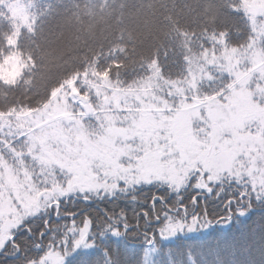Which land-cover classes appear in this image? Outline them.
I'll use <instances>...</instances> for the list:
<instances>
[{
    "label": "snow or ice",
    "instance_id": "1",
    "mask_svg": "<svg viewBox=\"0 0 264 264\" xmlns=\"http://www.w3.org/2000/svg\"><path fill=\"white\" fill-rule=\"evenodd\" d=\"M7 64L11 87L21 58ZM76 84L51 93L39 134L26 127L33 109L0 110L39 166L21 178L0 165V264H264V162L235 163L215 128L201 144L182 115L100 93L93 105Z\"/></svg>",
    "mask_w": 264,
    "mask_h": 264
},
{
    "label": "trees",
    "instance_id": "2",
    "mask_svg": "<svg viewBox=\"0 0 264 264\" xmlns=\"http://www.w3.org/2000/svg\"><path fill=\"white\" fill-rule=\"evenodd\" d=\"M250 4V0H0V57L15 53L22 67L13 86L0 83V110L6 112L12 105L33 109L25 116L26 127L39 134L52 122L44 105L53 91L61 95L70 80L81 91L88 88L93 105L96 93L107 96L113 107L119 100L124 107L148 111L150 101L166 98L172 106L166 112L172 114L183 101L220 98L218 93H227L235 83L227 59L240 58L241 69L249 71L251 54L264 53V16ZM65 17L74 24L72 35L62 21ZM58 33L65 35L62 51L49 42ZM15 71L14 64L0 67L9 80ZM262 82L252 72L243 88L263 104L264 93L258 91ZM168 86L170 92L165 91ZM205 107L194 122L202 142L210 136ZM12 122L0 126V165L21 178L25 171L38 175L35 150L29 153L27 138ZM59 127L67 132L71 122L64 120Z\"/></svg>",
    "mask_w": 264,
    "mask_h": 264
},
{
    "label": "rangeland",
    "instance_id": "3",
    "mask_svg": "<svg viewBox=\"0 0 264 264\" xmlns=\"http://www.w3.org/2000/svg\"><path fill=\"white\" fill-rule=\"evenodd\" d=\"M250 5L255 13L264 16V0H250ZM15 12H20L19 8H14ZM21 14V12H20ZM22 15V14H21ZM64 20V21H63ZM69 32L73 33L74 24L67 17L62 18ZM68 33V34H70ZM51 40V41H50ZM50 44L54 50L55 47L62 51L65 44V35L56 34L50 37ZM51 47V48H52ZM53 59V57H52ZM230 65V71L234 74L235 83L231 85L230 90L225 93H218L220 98H195L183 101L182 105L172 113L173 116L182 115L186 118L188 126L195 135L194 122L197 119L203 105L207 107L208 119L210 121V133L213 128L216 130L217 144H222L225 140L230 141L228 147L234 150L232 160L237 163H247L250 158H255L256 163L264 162V103L261 99L254 101L251 94L243 88L248 74L257 72L261 78L262 86L259 92L264 93V53L254 51L250 56V69L244 71L240 67V58L236 60L227 59ZM205 59L203 60V62ZM202 59L198 61L199 65ZM206 62V61H205ZM199 65L197 67L199 68ZM200 69H203L201 65ZM200 72L196 68V76ZM194 76V78H197ZM168 86L165 91L170 92ZM159 102L150 101L148 114L152 116L165 113L168 108H172L170 100L161 98ZM205 107V108H206ZM69 121V120H68ZM70 122V121H69ZM13 123V122H12ZM213 137L210 135L207 142H211ZM197 140H199L197 138ZM201 144L205 143L199 140Z\"/></svg>",
    "mask_w": 264,
    "mask_h": 264
}]
</instances>
